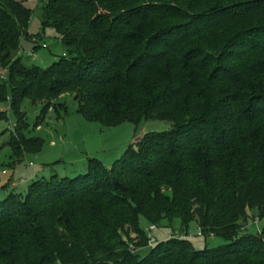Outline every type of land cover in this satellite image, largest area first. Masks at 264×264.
<instances>
[{"label": "trees", "instance_id": "trees-1", "mask_svg": "<svg viewBox=\"0 0 264 264\" xmlns=\"http://www.w3.org/2000/svg\"><path fill=\"white\" fill-rule=\"evenodd\" d=\"M31 15L0 0V105L16 115L26 99L74 93L104 127L171 128L111 168L90 159L85 174L1 198L0 264H264V0H47L43 28L66 47L47 68L23 64ZM19 130L14 159L40 153L44 140ZM143 222L183 233L196 222L227 244L149 246Z\"/></svg>", "mask_w": 264, "mask_h": 264}, {"label": "rangeland", "instance_id": "rangeland-1", "mask_svg": "<svg viewBox=\"0 0 264 264\" xmlns=\"http://www.w3.org/2000/svg\"><path fill=\"white\" fill-rule=\"evenodd\" d=\"M18 1L32 13L28 34L21 39L23 64L28 67L36 65L47 68L66 52V47L56 30L51 27L43 28V8L47 0ZM74 96V93H65L56 99L35 103L26 99L16 115L9 103L0 105V115L3 117L0 120V199L12 192L26 194L30 185L36 181L73 178L85 174L90 159L98 160L105 167L111 168L125 156L130 146L138 145L146 135L165 132L171 128L170 123L159 120L104 127L98 122L87 120L79 112V103ZM47 104L51 105L50 111L43 114ZM60 105L65 108L61 112L59 110L61 118L57 111L52 110ZM19 128L28 138L44 140L40 153H22L14 159L8 143ZM249 214L260 217L256 211H249ZM252 222L250 221L249 225L250 232L256 234L258 228ZM176 227L174 231L160 227L152 232L151 236L159 244L166 242L169 237H180V233L184 236L187 234L190 236L187 238L188 242L197 251L214 250L227 244L221 237H198L200 229L196 222L190 225L188 233H183L178 229V225ZM263 228L264 217L259 223V229ZM134 237L136 236L133 235L132 238ZM145 251L147 250H141Z\"/></svg>", "mask_w": 264, "mask_h": 264}, {"label": "built area", "instance_id": "built-area-1", "mask_svg": "<svg viewBox=\"0 0 264 264\" xmlns=\"http://www.w3.org/2000/svg\"><path fill=\"white\" fill-rule=\"evenodd\" d=\"M5 74H6V72L3 74V76L1 77L2 79H4V77H5ZM259 220L258 219H256V222H258ZM156 230V226H154V225H149V226H146L145 227V233L147 234V236H148V238H149V246H153V245H155L156 244V240L151 236V233L152 232H154ZM179 233H177V235H178ZM181 235H180V237H184V238H190V236L189 235H183L182 233H180ZM203 236V234H202V232H201V230H199V232H198V237H202ZM173 237V236H172ZM176 238H178V237H176Z\"/></svg>", "mask_w": 264, "mask_h": 264}, {"label": "crops", "instance_id": "crops-1", "mask_svg": "<svg viewBox=\"0 0 264 264\" xmlns=\"http://www.w3.org/2000/svg\"><path fill=\"white\" fill-rule=\"evenodd\" d=\"M144 225H146V223L143 222Z\"/></svg>", "mask_w": 264, "mask_h": 264}]
</instances>
